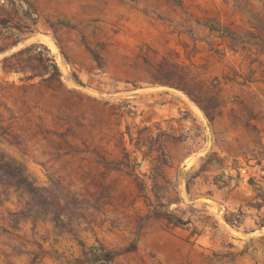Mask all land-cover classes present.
Listing matches in <instances>:
<instances>
[{
    "label": "rangeland",
    "instance_id": "obj_1",
    "mask_svg": "<svg viewBox=\"0 0 264 264\" xmlns=\"http://www.w3.org/2000/svg\"><path fill=\"white\" fill-rule=\"evenodd\" d=\"M223 38L264 47V0H0V264H264V208L196 177L157 97Z\"/></svg>",
    "mask_w": 264,
    "mask_h": 264
},
{
    "label": "crops",
    "instance_id": "obj_2",
    "mask_svg": "<svg viewBox=\"0 0 264 264\" xmlns=\"http://www.w3.org/2000/svg\"><path fill=\"white\" fill-rule=\"evenodd\" d=\"M223 40L218 53L208 46L199 53L203 56L202 66L192 65L191 69L202 72L191 79L192 90L178 89L157 97L173 98L162 108L173 110L180 130L185 126L194 135L197 124L201 126L200 145L194 146L199 150L188 151L184 159L196 177L207 173L212 179L210 187L223 196L228 195V200L235 201L237 207L250 201L261 210L264 208V47L254 49V54L248 57L240 48L231 49L226 38ZM230 177L235 182L228 186L220 180ZM257 203L262 205L258 207ZM14 254L20 258L17 252Z\"/></svg>",
    "mask_w": 264,
    "mask_h": 264
},
{
    "label": "trees",
    "instance_id": "obj_3",
    "mask_svg": "<svg viewBox=\"0 0 264 264\" xmlns=\"http://www.w3.org/2000/svg\"><path fill=\"white\" fill-rule=\"evenodd\" d=\"M11 174L18 175L16 177V182L20 184H25L28 189V192L31 194L34 200L37 203H33V208H37L38 211L47 210L53 212V219L57 221L59 217H61V211L64 209L60 204L59 201L55 197H51L50 194H47L45 187H39L34 185L32 181L28 179V177L21 171L15 168H11ZM32 203V201H31ZM262 204L257 203V206L260 207ZM62 208V209H61ZM157 216H163L161 213H157ZM166 216V215H165ZM171 219V217H167ZM58 222V221H57ZM104 258L107 260H111L113 255L106 253Z\"/></svg>",
    "mask_w": 264,
    "mask_h": 264
}]
</instances>
